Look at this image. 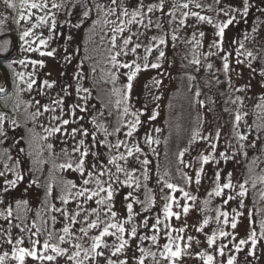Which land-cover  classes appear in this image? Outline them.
Returning a JSON list of instances; mask_svg holds the SVG:
<instances>
[{"label":"rangeland","instance_id":"1","mask_svg":"<svg viewBox=\"0 0 264 264\" xmlns=\"http://www.w3.org/2000/svg\"><path fill=\"white\" fill-rule=\"evenodd\" d=\"M14 2L17 5L16 9H9L0 0V21H2L0 22V33H13L18 41L16 57L9 59L5 62V65H1L2 69L0 68V88L4 89L2 94L9 95L4 100L0 96V114L5 117L3 124L4 135H0V172L5 173V176L0 177V198L5 203L0 205H5L8 198L12 195L27 198L35 206H41L45 199L43 186L37 182V178L43 173V169L47 164L41 163L36 166L33 163L36 156L35 153L39 152L40 144L35 139L34 134L31 135L32 131L28 126H20L23 114L26 115L25 121L30 120L35 125V135L39 138L46 135L44 132L45 127L56 124V121L51 120L52 115L75 120V123H70L66 126L69 131L73 127L83 126L90 133H95L97 140H105L103 129L98 127L103 125V128H106L108 133H111L106 138L108 142L115 144L117 140H122L129 147L138 145L141 148L142 151L140 153H134V157L129 158L127 165L129 168L135 167L137 169L135 175L139 178L142 185L139 192H134V194L138 195L141 200H145V189L148 188L152 191L153 195L151 198L155 201L149 212L135 217L132 224L126 225V228L136 225L138 226V235L151 236L154 230L139 227L140 221L144 216L148 217L149 225L155 222L156 217L163 221V206L166 203L163 197L171 194L179 201L181 206L185 203L190 206L189 213L185 216L182 213V207H177L174 204L173 211L181 212L180 219L177 220L173 217L169 221H165V223L171 225L172 229H179L186 225L183 233L171 232L173 239L178 235L184 237L183 240L177 241L185 251L182 257L176 261V264H204L206 257L202 259L197 255L198 253L213 255L215 258L214 264H227V259L230 256L235 257L234 264H264V236L261 235V225L264 224V183L259 180V177L263 175L261 168L264 165V136L258 134L257 129H254L257 119L260 120L261 118L256 115V100L258 99L257 97L264 94V75L261 74L264 72L260 70V63L264 61V41L262 40L264 9H261L264 6V0H249L247 15L243 13V0H165V12L172 11V4L175 3L177 5L175 9L176 19L169 23L172 20L170 16H164L159 12L155 13L152 19L155 21L159 17L163 27L161 29L153 27L147 32L141 28L140 31L145 32V34L139 37V41H137L136 37H133V44L140 42L143 47L138 49L136 54L129 52L127 56L118 58L121 62L132 63L135 61L141 65V71L133 79L132 88L127 93V100H124L123 94L127 91L125 88L127 84L126 74L131 69L120 68L116 70L110 62L108 66L106 65L107 69L102 65L100 68L105 71L109 79L104 81V86H100L99 89L95 88L94 77H90L87 71L88 59L92 58L94 64V42L92 41L98 42L103 37L102 39H107L109 42V37L111 36V25H105L104 23L103 28L106 33L101 38L98 35L95 36L94 33V35L90 33L92 29V26L88 23L90 17L84 19L82 13L84 11L83 5L88 3L91 6L92 0H47V9L43 11L32 10L34 13L32 19L27 22L20 21L19 24L15 21L19 18L20 12L24 11L26 13L27 9L21 8L20 0H14ZM108 2L109 0H102L104 4ZM134 2L135 0H128L130 6ZM148 2L149 0H145V3ZM151 2H157V0H151ZM52 3L61 6L52 8ZM183 3H188L189 8L183 9L179 7ZM197 4L200 7H197ZM236 9H239V12ZM184 12H195L200 16L208 17L211 23L200 21L196 16L192 15L185 18L183 16ZM225 13L228 15H225ZM46 14L48 15V23L32 28L33 24L38 23L36 17ZM229 18H234V23L225 29L224 37L221 39L216 35L218 31L216 25L226 22ZM101 19L102 21L104 19L102 14ZM180 19H185L184 25L179 24ZM53 20L56 25L55 28H52ZM77 24L80 27H75ZM29 29H31L32 34L21 40L22 33ZM135 30L136 26H133V31ZM201 32L204 33L203 37L200 36ZM128 34L127 31L124 33L125 36ZM153 35L164 36L166 44L160 45L159 48L153 47V51L148 54L145 48L154 44L151 41ZM173 35L176 36L175 40L172 39ZM41 40L46 41V44L41 45ZM117 43H120L119 39ZM11 48V42L8 38L0 39L1 55L6 56ZM30 49H39V51ZM160 51H163L165 55L163 58L158 59ZM40 52H52L53 55L42 56ZM248 53H251V56ZM146 55L149 65L159 63L160 67L144 69L143 64L145 61L143 58ZM224 57H227L229 64L227 72L223 69ZM20 60H24L26 63L21 65L19 63ZM33 60L42 62L43 66L40 63L32 65L30 61ZM195 60H199V64L194 63ZM9 64L12 66L9 67ZM208 65L212 67L209 68ZM182 68L196 72L205 81L209 82L216 92H220L219 94L222 97L225 113L233 129L234 137L235 131L249 135L248 141H239L235 137L238 152L244 162L252 161L254 158L259 157L255 173L259 170L260 175L251 181V184H248V182L245 185L247 194L244 197H239L236 191L240 189L239 185L247 179L236 171V164H234L235 162L231 158L222 137L213 139L211 116L201 104L194 120L199 128L198 145L202 149H209L212 144H216L215 150L211 148L214 159L205 167L199 184L195 183V172L189 168L186 159L182 160V165L188 171V177L192 178V182H188L186 187H178L173 178L169 165L170 146L168 135L173 123L181 121L180 118L182 120L188 118L189 115L184 113L183 116H180V101L184 87L191 86V84H187L188 81L180 72ZM19 73L24 74L23 81L19 79ZM113 74L117 77L115 80H113ZM30 78L35 79L37 83L33 85L31 91H28L27 82ZM45 80L52 83L53 87H44L43 81ZM108 84H113L115 93H118L115 98L119 97V101H121L120 122L116 127L113 125L111 113L105 104V102L110 100L116 101L113 99L114 96L109 99L108 88L106 87ZM78 86L87 88L89 93H77L76 88ZM192 89L194 90L193 84ZM84 95L88 96L86 102L80 99ZM36 100H39L42 105L56 107V112H43L41 109L43 114L33 120L32 113L37 108ZM53 100H63V104L57 107L52 104ZM78 104L86 107L87 110L81 112L79 108H76ZM125 107L129 110L128 114L123 111ZM26 108H29L28 112H26ZM61 108L63 111H61ZM261 108L264 111V107ZM73 109H75L74 117L69 115ZM237 111L241 114L247 113V115L244 116L239 128L235 129L234 116ZM154 114L155 119H152ZM81 116L83 117L82 120L79 119ZM136 116L139 117L140 124L137 126L133 136L127 137L125 135L128 131L126 125L129 122H133ZM13 120L16 121L15 126L11 123ZM117 127L121 129L118 133L114 131ZM147 136L152 137L153 143L150 145L146 142ZM257 136L260 139H256ZM204 137H207V139H204ZM78 139H80L79 136L77 137ZM253 140L256 141V147H248L247 145H250ZM43 142L46 146L53 144V148L51 150L48 149L52 164L65 177L79 182V173L71 170H61L58 167V165L65 163L69 159V156H65L61 149L65 148L71 154L72 146L76 141L70 135L65 136L58 133L56 136L49 137L46 141L43 140ZM85 142L87 146L91 142V136L85 138ZM241 143L245 144L246 147L240 149L239 145ZM93 150L102 154L101 159H106L109 154L107 148L99 145ZM118 151L126 152V149L122 146ZM245 152L247 153L246 156L244 155ZM220 153H225L228 159H225ZM111 154L115 155L116 150H113ZM136 157L139 160L147 158L150 161L149 165H147L149 177L147 180H144L141 175L142 166L137 162ZM88 159L92 160L93 157L90 156ZM121 163L123 164V162ZM112 171L114 172L115 169L112 168ZM216 172L220 173V184L228 182V174H232L231 183L233 188L225 189L224 195L220 197L209 196V193L216 186ZM17 175L22 176L23 179L17 182L15 188L8 186V192H3L2 189L6 186L5 180H15ZM117 175L121 181L125 179L123 174ZM247 176L250 177V175ZM104 179L107 180L108 177L105 176ZM33 180L36 181V184H32ZM164 181L175 184L178 188H183L190 196L196 197L195 201L185 200L183 193L179 191L170 193V190L164 187ZM253 184H255V187ZM115 187L114 210L118 213V219L123 220L126 218L123 197L127 192L133 191V189L122 187L119 184H115ZM228 195L236 198L225 205L223 201ZM51 197L53 204L57 207L62 206L60 202H57L55 189H53ZM205 197L215 198L213 208L209 209L212 213V218H210V223L204 227L203 231L198 232L196 231L197 227L202 224L205 218H208V215L206 216L204 213V203H202ZM241 200L243 201V207L240 206ZM68 207L71 209L73 205L69 204ZM217 209L229 213L228 225L223 224V217H221L219 224L216 222ZM140 210L141 205L134 204V211L139 212ZM49 215H55L57 220L55 224L52 222V225L48 226H53L54 231L58 235L61 234L60 229L63 224L59 213H49ZM233 218L237 222L235 229L230 226ZM11 223L13 227L9 234L6 231L9 221H0V255L4 252L9 253L4 264H18L17 261L11 258L13 246L17 248L29 247L25 233H22L19 228L14 226L16 223L12 218ZM161 228L162 231L159 233L160 238L158 240L160 248L153 245L151 240H131L130 244L132 247L126 250L125 254L120 258L127 259L128 264H136L133 256L139 257L140 255L135 248V245L138 244L140 247L157 252V260H160L159 251L162 250L164 243H168L165 235L167 230L163 229V225H161ZM253 229L256 232L257 239L255 254L249 255V252L252 251L250 241L242 245L240 251H236L235 245L241 239L247 240ZM220 230L226 231L230 235L227 237L218 236L215 244L209 248L206 239L207 235H211L213 231L219 233ZM95 234H98L95 230L89 233V235ZM189 236L193 237L192 241H188L187 237ZM21 237L24 243L16 245V240ZM9 238L12 240V244L7 243ZM125 238H128L127 233ZM43 240L40 239L41 242ZM106 240L108 243H112L114 237H107ZM84 243L87 246L88 241L85 240ZM187 244L191 246L185 248ZM223 245H227V247L224 249V255L220 256L217 249ZM61 246L68 247L67 244ZM108 254V251L105 250V255ZM98 259L99 264H105L103 258ZM25 264H40V262L33 261L28 257L25 259ZM44 264H53V262H44ZM54 264H70V262L66 260V257H58ZM145 264H155V262L149 257L145 260ZM161 264H168V262L161 260Z\"/></svg>","mask_w":264,"mask_h":264},{"label":"snow or ice","instance_id":"2","mask_svg":"<svg viewBox=\"0 0 264 264\" xmlns=\"http://www.w3.org/2000/svg\"><path fill=\"white\" fill-rule=\"evenodd\" d=\"M2 3L6 5L9 9H16L17 5L14 0H2ZM21 8L27 9V12L21 11L19 14V18L15 21L17 24L20 21H30L34 15L32 10L43 11L48 8L47 0H20ZM61 5L56 3H52V8H59ZM200 7L199 4L196 5ZM84 11L82 13L84 19H88L93 11L97 13V16L103 15V23L105 25H111L110 32L111 36L109 37L110 48H109V62L112 67L116 70L120 68L131 69L129 73H127V84L125 86L126 90L123 94L124 100L128 99V92L132 88V81L136 77L137 73L141 71V65L133 61L132 63L121 62L118 58L120 56H127L129 52L136 54L137 50L143 47L142 43L136 42L133 44V37L137 38L139 41V37L144 35L145 32L151 30L153 27L156 29H161L163 27L160 22V18L157 20H153L152 16L159 12L164 16H170L172 18L169 23L176 19L175 17V9L177 5L172 4V11L165 12V0H157V2H151L149 0L148 3H145V0H135L134 4L131 6L128 4V0H109L107 4L100 3L99 0H92L91 6L88 3L83 5ZM179 7L183 9H188L189 4L183 3L179 5ZM243 13L247 15L249 11V0H243L242 2ZM239 12V9H236ZM189 15L196 16L200 21H208L211 23V20L208 17L200 16L198 13L192 12H184L183 16L186 18ZM225 15H228L225 13ZM36 20L38 23L33 24L32 28L39 27L40 25H44L48 23V15L37 16ZM2 22V21H0ZM99 20L93 21V23H99ZM234 23V18H229L226 22L216 25L218 31L216 35L219 38H223L225 34V29ZM180 25L185 24V19L179 20ZM55 21L52 22V28H55ZM133 26H136V30L133 31ZM75 27H80L79 24L75 25ZM143 28L145 32H141L140 29ZM129 34L127 36L124 35L125 32ZM32 34L31 29L26 30L22 33L20 39L24 40L26 37ZM204 33L201 32L200 36L203 37ZM120 41L118 44L117 41ZM172 39L175 40L176 36H172ZM151 41L154 42L153 45L147 46L145 48L146 53L150 54L153 51V47L159 48L160 45L166 44V40L164 36H156L153 35L151 37ZM41 45H45L46 41L41 40ZM219 46V45H217ZM243 47V45H241ZM6 50V49H5ZM33 51H39V49H30ZM40 55L52 56V52H40ZM165 53L163 51L159 52L158 59L163 58ZM251 56V53H248ZM144 64L143 68L147 69L151 68H159V63H152L149 65L147 63V55L144 56ZM19 63L21 65L25 64L24 60H20ZM32 65H36L40 63L43 66L42 62L39 61H30ZM194 63L199 64V60H195ZM9 67L12 65L9 64ZM211 68V65H208ZM223 69L225 72L229 69V64L227 62V57H224ZM264 75V73H261ZM19 79L21 81L24 80V74H18ZM117 77L113 74V80ZM37 81L35 79H29L27 82V90L31 91L33 85H35ZM159 83V81H157ZM43 86L47 88H52L53 84L49 83L47 80L43 81ZM63 90V89H62ZM4 89L0 88V92H3ZM66 91V90H64ZM76 92H83L85 94L89 93L87 88H80L79 86L76 88ZM199 95V93H197ZM80 99L85 102L88 99L87 95L81 96ZM239 99V98H237ZM264 99V97H262ZM235 103V101H234ZM37 105L36 111L32 113V119L40 117L43 112H56V107H50L49 105H42L39 100L35 101ZM53 105L59 107L63 104V100H53ZM120 104V101H117V105ZM256 107H264V105L257 104ZM76 108H79L81 112H85L87 109L81 105H76ZM43 110V112L41 111ZM61 111L63 109L61 108ZM124 113L128 114V108H124ZM70 116H75V109L71 110L69 113ZM247 113L241 114L239 111L236 112L234 116V128L238 129L241 121L244 119ZM79 119H83V117H79ZM152 119H155V114L152 116ZM5 117L3 114H0V135H4L3 132V124ZM52 121H56L55 125L45 127L44 132L46 135L42 136V140H48L49 137L56 136L58 133L68 136L70 135L76 143L72 146L71 154L67 149L62 148L61 152L65 156H69V159L58 167L61 170H71L73 172L79 173V182L74 180H65L62 182V188L59 196L57 197L60 201L61 207H57L55 204L49 202L48 197L52 196V185L49 184L46 187L45 191V199L43 201L44 208L50 213H59L61 218V223L63 227L60 229V233L58 236L54 231H48L47 229V221L42 220L41 223L44 225L43 230L40 227H37L36 223L31 225V228H35V232H31L26 225L21 227L18 223L14 225L16 228H19L23 233L25 231L30 232L29 242L30 247H15L13 246L11 252V258L18 262V264H25V259L30 257L33 261H39L40 264H44V262H56L58 257H66V260L70 262V264H99L98 258H103L105 264H128L127 259H121L120 257L125 254L126 250L132 247L130 244L131 240L139 239L140 241L151 240L153 245H156L158 248L161 246L158 244L159 233L162 231L161 225H163V229L165 231V235L167 236L168 243H164L162 245V250L159 251L160 260H157V252L151 251L150 249H145L140 247L138 244L135 245V248L139 251V257L133 256V259L136 261V264H145V260L149 257L155 262V264H161V260L167 261L168 264H176V261L182 257L185 249L181 248V245L177 243V241H181L184 239L182 235H178L173 239L171 232L176 231L179 233H183L185 231V227H181L179 229H172L171 225L165 223V221H169L171 218L175 217L177 220L180 219L181 212H174L173 205L175 204L177 207H182L183 215L187 216L190 210V206L185 203L183 206L179 204V201L171 195L167 194L163 198L166 203L163 206V216L164 220L162 221L159 217L155 218V222L149 225L148 217L144 216L141 221L139 227L150 228L153 231L151 236L148 235H138V226L133 225L130 228H126V225L132 224L133 220L137 216H141L142 213L149 212L152 205H154L155 201L147 197L145 200H141L138 195H135L134 192H139L142 185L140 183L139 178L135 175L137 169L135 167L129 168L127 167L129 163V158L134 157V153H140L142 150L138 145H134L129 147L124 141L117 140L115 144H112L107 141V136L111 135L108 133L106 128H103V125H99L98 127L103 129V133L105 135V140H97L95 133H90L87 128L83 126L73 127L70 131L67 129V125L70 123H75V120L64 119L58 115L51 116ZM12 125H16V121L13 120ZM140 124L139 117L136 116V119L133 122H129L126 127L128 131L125 133L127 137H132L133 133L137 130V126ZM43 127V126H42ZM249 127H251L249 125ZM257 127H260L259 125ZM120 128L117 127L114 131L120 132ZM159 131V129H157ZM80 139L77 140V137ZM91 136V142L86 146L85 138ZM220 136L219 131L216 133V138L218 139ZM235 137L239 141H248L249 135L241 133L240 131H235ZM207 139V137H204ZM256 139H260L259 136ZM66 142V141H65ZM146 142L150 145L153 143L152 137L147 136ZM99 145L100 147L108 149V155L106 159H101L102 154L94 151L93 149ZM125 147L126 152H119L118 150L121 147ZM248 147H256V141L253 140ZM212 149L215 150L216 144L211 145ZM240 149L246 147L245 144L241 143L239 145ZM47 148L51 150L53 148V144H48ZM116 150V154L112 155V151ZM23 151V150H21ZM184 155L183 152L180 153L182 157ZM225 159L228 157L225 153H220ZM246 156L247 153L245 152ZM93 157L92 160H89V157ZM214 157L212 154L209 155H201L200 161L201 164H208ZM137 162L142 166L141 175L144 180H147L148 177V169L147 165H149L150 161L147 158L143 160H139L136 157ZM259 160V157L254 158L251 163L256 164ZM123 162V164L121 163ZM181 163L183 161L181 160ZM112 168L115 171H112ZM203 172V167L200 168L199 171L196 172L195 183H200V174ZM117 174H123L125 179L120 180ZM231 173L228 174L229 179L228 182L220 184V173H215V181L216 186L212 192L209 193V196L220 197L224 195L225 189H232L233 185L231 183ZM5 176L4 172H0V177ZM105 176L108 179H104ZM23 179L22 176L17 175L15 180H5V187L2 189L3 192H8V186L15 188L16 184L19 180ZM261 183H264V175L259 177ZM186 181L191 183L192 178L186 177ZM248 183L246 180L244 183L239 185L240 191L237 193L239 197H244L247 194V190L245 185ZM32 184H36V181L33 180ZM115 184H119L122 187H127L129 189H133V191L127 192L124 195L123 199L125 201L124 207L126 210V218L123 220L118 219V213L114 210V197L116 194ZM255 187V184H253ZM164 187L170 190V193H175L177 191L183 193L185 200L195 201L196 197L190 196V194L184 191L183 188H178L177 185L164 181ZM236 197L232 195H228L227 198L223 201L225 205L229 203V201L235 199ZM5 201L0 198V204H4ZM27 201H17L16 208L19 209L21 204L27 206ZM208 201H205L207 204ZM72 204L73 207L69 209L68 205ZM134 204L141 205V210L139 212L134 211ZM240 206L243 207V201H240ZM235 211V210H233ZM40 211H37L36 216L40 217ZM221 217H223V224H229V213L227 211H220L217 209L215 220L219 224L221 222ZM0 218L9 221L7 232L11 231L13 224L11 223V218H13V208L5 204L4 210L0 211ZM19 215L15 217V219H19ZM51 220L53 224H55L57 217L55 215L51 216ZM210 223V218H205L202 221V224L197 227L196 231L202 232L204 227ZM231 228L235 229L237 227V222L235 218L231 221ZM261 235L264 236V224L261 225ZM97 231L98 234L89 235L92 231ZM43 232L47 233L46 238L41 242L39 238L32 239V237H39ZM127 233L128 238H125V234ZM230 233L220 230L219 233L213 231L211 235H207V244L208 247L211 248L218 236L219 237H227ZM107 237H114L112 243H108L106 240ZM188 241H192L193 237H187ZM55 240L56 242H53ZM87 240L88 244L85 246L84 241ZM251 242L252 251L249 252V255H254L255 247L257 244L256 232L253 229L248 239H241L239 243L235 245L236 251L241 250V246ZM7 243L12 244V240L9 238ZM24 243L23 238L16 240V245H22ZM199 243V241H197ZM67 244L68 247H62L61 245ZM190 244L185 245V248L190 247ZM227 245L220 246L217 251L220 256L224 255V249ZM105 250L108 251V255H105ZM202 259H204V264H214V256L207 253H198ZM9 256L8 252H4L0 255V264H4L5 259ZM115 257V259H113ZM235 257L230 256L227 259V264H234Z\"/></svg>","mask_w":264,"mask_h":264},{"label":"trees","instance_id":"3","mask_svg":"<svg viewBox=\"0 0 264 264\" xmlns=\"http://www.w3.org/2000/svg\"><path fill=\"white\" fill-rule=\"evenodd\" d=\"M100 3H102V0H99ZM261 9H264V6L261 7ZM264 13V10H263ZM99 20V23H93V21ZM90 26H92L90 33L92 35L95 34L101 38L106 32L103 28V21L101 19V15L97 16V13L95 11L92 12L90 15L89 22ZM94 26V27H93ZM94 33V34H93ZM94 36V38H95ZM8 38L11 42L12 50L7 53L6 56L0 54V68L2 69L1 65H5V62H7L9 59L16 57L17 55V47H18V41L13 33H0V39ZM103 38V37H102ZM99 39L98 42H95L94 40V64L92 61V58L88 59L87 61V71L89 73L90 77H94V86L96 89H99L100 86H104V81L108 80V75L105 73L102 67V65L106 68V65L109 64V42L108 40ZM264 22L262 27V40L264 41ZM90 39H92L90 37ZM92 57V56H91ZM107 69V68H106ZM260 70H263L264 72V61L260 63ZM1 71V70H0ZM3 71V70H2ZM180 72L183 74L184 78L186 79L187 84H191L190 87L185 88L182 93L181 101H180V116H183L184 113H188V118L181 119V121H177L172 124L170 133L168 135V143H169V165L170 169L173 175L174 180L176 181L178 187H186L188 185V182L186 181V177H188V171L183 167L181 160L186 159L187 165L189 168L193 169V171L196 172L200 170L201 167H203V172H201L200 177L203 175L205 167L212 162V160L208 164H201L200 157L201 155H209L212 154L213 151L212 147L209 149H202L198 145V133L199 128L198 125L195 123L196 113L199 109L200 104L203 105V107L206 108L208 113L211 116L212 120V137L213 139L216 138V133L219 131L220 136L222 137L224 144L227 148V150L230 152L231 158L235 162L234 164L236 167V171L238 174H241V176H245V179L248 180V184H251V181L255 180L256 177H258L259 170L255 173L256 164L251 163V161L244 162L241 160L238 148H237V142L236 138L234 137L233 129L231 127L230 121L228 120L226 113H225V107L222 101V97L219 94L220 92H216L215 89L211 86V84L207 81H205L202 77H200L196 72L192 70H188L186 68H182ZM264 78V76H263ZM192 84L194 86V90L192 89ZM108 88V94L109 99L114 98L116 101H107L105 104L108 106L109 112L111 113V118L113 119V125L116 127L119 125L120 122V108L121 104L117 105L118 98H115L118 93H115V89L113 87V84H108L106 86ZM199 93V95H197ZM1 99L4 100L5 98H8L9 95L2 94L0 92ZM264 94H261L260 97H257L256 105L257 104H263ZM121 103V101H120ZM264 105V104H263ZM26 112L29 111V108L25 109ZM256 115L260 116V120L257 119V123L254 126V129L258 131V134L261 136H264V111L262 108H256ZM26 115L23 114L21 119V127H24V125L30 128L32 131V134H34L35 139L39 141V149L34 157L33 163L37 166L41 163H46L43 173L40 175L39 178H37V182L40 183L43 187V193L45 197V191L47 185L51 184L52 189L56 190L57 197L60 194L61 188H62V182L65 180H69L70 178L65 177L61 171H59L51 162L50 158V152L48 151L47 146L44 144L43 140L39 138L37 135H35V125L30 121H25ZM256 118V117H255ZM260 127H257V126ZM183 152L184 155L181 157L180 153ZM264 156V152H263ZM262 173L264 175V165L261 168ZM247 175H250L247 176ZM73 180V179H71ZM75 181V180H74ZM240 189H238L236 192L238 193ZM146 196L150 197L153 195L152 191L148 188L145 189ZM13 196V197H12ZM10 198H8L6 204L10 205L13 208V221L16 224H20L22 227L25 225L31 229V232H35V228H31V225L33 223H36L37 227H40L42 230L44 228V225L41 223L42 220L47 221V229L48 231H54L53 226L49 227L48 225H52L51 215H49L50 212H48L42 203L41 206H35L33 203L24 197L15 196L12 195ZM49 202L52 203V197H48ZM214 197H205L202 200V203H204V213L208 218H212V213L209 211L210 208H213V203L215 202ZM17 201H27V206L21 204L20 208H16V202ZM205 201H208L207 204H205ZM57 202H60L57 198ZM53 204V203H52ZM5 205H0V211L4 210ZM37 211H40V217L38 218L36 216ZM19 215V219H15V217ZM49 215V216H48ZM0 221L4 222L5 219L0 218ZM55 232V231H54ZM25 237L28 240V246L30 247L29 242V236L30 232L25 231ZM55 234L58 236V233L55 232ZM47 233L42 231V234L39 235L40 239H45ZM32 239H36V237H32ZM56 242L55 240H53Z\"/></svg>","mask_w":264,"mask_h":264}]
</instances>
